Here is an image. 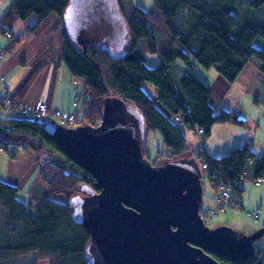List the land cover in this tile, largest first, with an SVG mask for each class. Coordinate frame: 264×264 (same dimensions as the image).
Returning <instances> with one entry per match:
<instances>
[{
    "label": "trees",
    "instance_id": "obj_1",
    "mask_svg": "<svg viewBox=\"0 0 264 264\" xmlns=\"http://www.w3.org/2000/svg\"><path fill=\"white\" fill-rule=\"evenodd\" d=\"M72 1V14L66 20ZM116 1L120 13L108 0H13L0 17L1 33L12 34L8 47L0 54L24 41L52 15L58 16L60 23L55 33L63 44L62 61L83 83L77 95L81 105L77 126H99L104 101L120 99L143 115L146 131L161 135L167 152L159 151L155 164L185 158L186 129L203 128L206 140L218 124L246 125L237 110L223 108L216 113L210 102V88L194 72L185 70L184 81L178 85L171 70L178 62L191 63L215 69L234 84L257 59V68L264 75V51L255 45L257 38L264 39V21L251 17L264 12V0H152L149 11L132 0ZM18 22L25 23V27L15 34ZM148 54L159 58L158 66L147 65ZM34 79L35 76L23 87L22 94L29 91ZM147 83L155 87L158 103L167 113L146 93ZM11 144L37 154L38 177L47 186L50 198L26 204L17 198L19 187L0 182V205L8 211L7 229L19 236L14 245L4 242L9 245L3 243L0 251L6 246L3 249L9 256L34 252L37 260H49V264H92L93 254L88 251L91 236L83 224V211L99 193L95 179L74 163L42 122L17 115L0 117V146L9 150ZM44 158L48 161L42 163ZM253 158L256 154L249 143L220 159L213 158L216 183H233L241 176L246 181L247 166ZM261 178L264 153L257 158L253 182ZM244 191L245 188L239 192L241 198ZM54 196L66 202H58ZM77 207L80 211L75 217ZM9 220L20 225L11 226ZM214 258L221 264H264V251L256 250L248 261Z\"/></svg>",
    "mask_w": 264,
    "mask_h": 264
},
{
    "label": "water",
    "instance_id": "obj_2",
    "mask_svg": "<svg viewBox=\"0 0 264 264\" xmlns=\"http://www.w3.org/2000/svg\"><path fill=\"white\" fill-rule=\"evenodd\" d=\"M108 4L120 13L116 0ZM72 6L73 1L66 20ZM44 126L96 181L99 193L83 211L92 264H221L214 255L236 261L254 257L264 227L245 235L229 226H207L198 161L152 164L144 153V117L122 100L104 101L97 127Z\"/></svg>",
    "mask_w": 264,
    "mask_h": 264
},
{
    "label": "rangeland",
    "instance_id": "obj_3",
    "mask_svg": "<svg viewBox=\"0 0 264 264\" xmlns=\"http://www.w3.org/2000/svg\"><path fill=\"white\" fill-rule=\"evenodd\" d=\"M132 2L142 9L149 11L152 6V0H132ZM251 17L257 18L261 21H264V12H257ZM241 25L245 26L243 20L240 21ZM60 23V18L56 15H52L46 22L42 23L29 37L25 38V41L32 37L39 38H50L47 42V51L45 58H49L50 61H54V67L58 65L57 56L58 53L61 54L60 63L62 67L58 68V101L60 103H67L72 99H76L73 103L74 112L66 113H78L81 110V105L78 107L75 106V103L78 100L77 95L82 92L83 83L81 79L74 78L65 63L62 61L63 53V44L59 36L55 33V28ZM243 26V27H244ZM25 23L18 22L14 27L15 34H19L23 31ZM4 34L0 31V49L3 45H6L9 40ZM30 41V40H28ZM255 45L264 51V39L261 37L257 38ZM157 56L148 54L146 63L149 67L154 68L159 65ZM41 60V56L39 57ZM158 58V57H157ZM2 61V60H0ZM256 63H260L255 59ZM53 63V62H52ZM51 65L46 67L48 71H45L36 81L34 87L31 89L30 93L36 94L38 89H41L42 83L49 76ZM199 70L205 71L206 69L201 66L198 67ZM191 70L198 77L201 76L202 71H198L196 66L191 65V63L178 62L176 66L171 70V75L175 79V82L180 85L184 81L185 70ZM213 74H216V83L212 86V100L211 103L216 105L214 107L216 113H219L222 107L225 106V109L237 110L238 115L241 119L246 121L245 126H236L233 123H229L230 131L229 135L218 133L219 140L223 143L228 136L233 137V143L236 142L234 147L244 146L246 143H249L251 150L256 154V159L253 158V162L247 166V180L244 183V194L242 198L244 213L229 212L227 215L219 214L215 216L214 220L210 223V228H216L218 226H229L245 235H250L256 230L264 227V186H256L253 182L255 179V166L257 158L261 157L264 153V75L258 70V78H248L245 84L248 86L247 89L244 88V83H234L230 84L226 81L222 75L215 69H211ZM218 78V79H217ZM3 91H9V86L7 82L2 84ZM144 89L148 95L157 103L159 108L164 112L167 111L158 103L156 97V89L152 84L147 83L144 86ZM45 103V102H44ZM222 103L221 106H218ZM0 117L4 119H9L11 117H16L14 114L3 113L0 111ZM80 120V119H79ZM45 124V123H44ZM226 126L228 125L225 124ZM5 128V124L1 125ZM79 126V125H78ZM77 124L73 127L77 128ZM217 126H224V124H218ZM225 126V127H226ZM7 127V126H6ZM223 128V127H222ZM224 129V128H223ZM188 130V129H186ZM188 132V131H187ZM192 134L193 132L190 131ZM189 133V132H188ZM190 135V133H189ZM194 142L187 138L188 152L184 156L186 159L194 158V155L201 151L204 148L205 140L198 136L196 137L193 134ZM192 138V139H193ZM242 144H238L239 140H242ZM11 144V149L1 150L0 149V182L7 183L9 185L17 186L20 188L18 194V200L29 204L31 198L35 197V202L40 201V197L43 196V189H48L47 186L41 181L39 177H36L38 172V162L36 161L37 154L31 149H25L22 146L21 149L16 150ZM238 145V146H237ZM161 152H167L161 135L158 132L146 131L145 132V141H144V153L147 158L150 159L152 164H155L160 157ZM197 160V159H196ZM198 161V160H197ZM46 162L45 158L42 160V163ZM35 180H37L35 182ZM203 202H202V211H211L217 208L215 190L212 186L210 180L206 177L203 183ZM40 196V197H37ZM38 198V199H37ZM54 200L60 202L61 200L65 203L66 200L61 196H54ZM260 208V219L253 220L248 216ZM7 215L8 211L0 205V247L8 246L9 244H16L18 242V232L9 233L7 229ZM11 226H13L15 221L9 220ZM19 224V223H18ZM20 225V224H19ZM17 225V227H19ZM8 241V243H4ZM4 243V245H3ZM5 246V247H6ZM2 247L0 251V264H49V260H37V253H30L25 256H9L4 252ZM256 250L262 249L264 251V236L258 239L254 243Z\"/></svg>",
    "mask_w": 264,
    "mask_h": 264
},
{
    "label": "crops",
    "instance_id": "obj_4",
    "mask_svg": "<svg viewBox=\"0 0 264 264\" xmlns=\"http://www.w3.org/2000/svg\"><path fill=\"white\" fill-rule=\"evenodd\" d=\"M12 2L13 0H0V17L6 13ZM49 39L50 38L32 37L26 41H22L10 50L3 52V59L0 61V95H3L2 84L7 82L9 86L8 96L10 99H20L24 104L27 105H35L37 102L42 101L45 102L52 110L74 112L75 109L73 108V103L76 99H72L68 102V104H62L60 101H58V68L62 67L60 63L61 54L58 53V65H56V67H54V61H50L49 58L44 57L47 51V42ZM8 45L9 42H7L6 45H3V47L0 49V53H2V51L7 48ZM40 56L41 60L39 58ZM156 59L158 60L157 62H159V58L156 57ZM257 64L258 63L254 62V64L246 67L238 77L236 83H244V88L247 89L248 86L245 84V82L248 80V78L259 77ZM50 65L51 71L49 72L47 79L44 81V83H42L41 89H38L36 94L30 93L31 89L34 87L36 81L39 80L40 76L45 71H48V68L46 67ZM196 69H198L199 72L202 71L199 70L198 67H196ZM34 76L35 79L29 91L25 94H22L21 90ZM201 76L202 77L199 78L210 88V91H212V86H214L216 83V74H213L211 70H205L201 72ZM212 98L211 92V100ZM211 105L213 108H216L215 104L211 103ZM221 105L222 103L218 106ZM222 108L226 107L223 106ZM230 125L231 124H228L226 126L224 124V126H222L224 129L220 126H214L211 136L205 140L204 148L210 157L220 159L223 156L229 154L233 149L238 148L234 147L236 142L233 143V137L230 138V136H228V138L223 143H221L219 140L220 138L218 133L222 131V133L225 135L228 134L230 131ZM187 131L190 133V135ZM186 134L189 140L192 142L196 141L193 138V134L189 130H186ZM242 141L243 139L239 140L238 144H242ZM36 177H38V172ZM36 181L37 180H35V182ZM42 189L43 196L37 197H40L41 199L50 198L49 191L43 186ZM34 200L35 197L33 199L31 198V202Z\"/></svg>",
    "mask_w": 264,
    "mask_h": 264
},
{
    "label": "built area",
    "instance_id": "obj_5",
    "mask_svg": "<svg viewBox=\"0 0 264 264\" xmlns=\"http://www.w3.org/2000/svg\"><path fill=\"white\" fill-rule=\"evenodd\" d=\"M6 37L8 40L12 38L11 33H7ZM3 59V55L0 54V60ZM79 102L75 103L78 107ZM0 111L3 113L14 114L20 116L27 120H32L42 123H57L66 128H73L77 123L76 113H66L61 110H52L48 105L42 101L37 102L35 105H27L22 101L16 99H10L8 96V91H3V95H0ZM190 113V111H188ZM180 120V117L177 118ZM190 130L193 134L198 137L204 136V129L199 126L191 127ZM16 146L15 149H21L20 146ZM12 147V146H11ZM1 150H5V146H0ZM203 172V179L206 177L215 184V198L217 203V208L211 211L201 212L202 219L210 227V223L214 220L215 216L219 214L227 215L229 212H243L244 208L242 206V198L239 196V192L244 189L245 179L241 176L239 179L233 183L226 184L224 182L216 183V170L213 158L210 157L206 150L203 149L199 156H195ZM47 162L48 159H45ZM251 163V162H249ZM256 186H264V178L257 179L254 183ZM253 220L260 219V208L255 212L248 214Z\"/></svg>",
    "mask_w": 264,
    "mask_h": 264
}]
</instances>
